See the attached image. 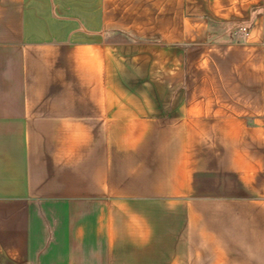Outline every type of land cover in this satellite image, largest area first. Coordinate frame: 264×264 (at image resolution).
Masks as SVG:
<instances>
[{
    "label": "crops",
    "instance_id": "0c3cea01",
    "mask_svg": "<svg viewBox=\"0 0 264 264\" xmlns=\"http://www.w3.org/2000/svg\"><path fill=\"white\" fill-rule=\"evenodd\" d=\"M0 264H264V0H0Z\"/></svg>",
    "mask_w": 264,
    "mask_h": 264
},
{
    "label": "rangeland",
    "instance_id": "374dc122",
    "mask_svg": "<svg viewBox=\"0 0 264 264\" xmlns=\"http://www.w3.org/2000/svg\"><path fill=\"white\" fill-rule=\"evenodd\" d=\"M217 26V25H216Z\"/></svg>",
    "mask_w": 264,
    "mask_h": 264
}]
</instances>
